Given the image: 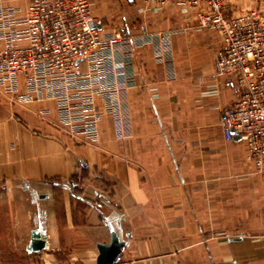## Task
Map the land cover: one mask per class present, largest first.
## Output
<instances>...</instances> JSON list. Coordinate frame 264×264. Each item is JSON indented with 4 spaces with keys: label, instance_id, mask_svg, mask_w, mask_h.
I'll return each instance as SVG.
<instances>
[{
    "label": "crops",
    "instance_id": "obj_1",
    "mask_svg": "<svg viewBox=\"0 0 264 264\" xmlns=\"http://www.w3.org/2000/svg\"><path fill=\"white\" fill-rule=\"evenodd\" d=\"M91 3L103 34L123 33L107 62L116 109L95 140L61 121L56 98L27 99L25 75L0 85V212L40 230L53 264H97L113 229L127 241L116 264H264V173L224 135L237 88L217 72L221 35L192 9Z\"/></svg>",
    "mask_w": 264,
    "mask_h": 264
},
{
    "label": "built area",
    "instance_id": "obj_2",
    "mask_svg": "<svg viewBox=\"0 0 264 264\" xmlns=\"http://www.w3.org/2000/svg\"><path fill=\"white\" fill-rule=\"evenodd\" d=\"M0 0V85L17 89L27 77V99L36 93L56 98L64 124L98 139V123L116 109L118 89L107 85V62L123 33L103 34L90 0H29L26 11ZM137 1V0H135ZM196 10L202 27L218 32L223 46L216 57L219 75L237 88L225 110L227 141L240 136L248 144L255 169H264V12H235L236 0H144ZM83 63H87L85 72ZM26 99V96H23ZM103 98L102 108L99 98Z\"/></svg>",
    "mask_w": 264,
    "mask_h": 264
},
{
    "label": "rangeland",
    "instance_id": "obj_3",
    "mask_svg": "<svg viewBox=\"0 0 264 264\" xmlns=\"http://www.w3.org/2000/svg\"><path fill=\"white\" fill-rule=\"evenodd\" d=\"M137 4L143 5L146 3L144 0H137ZM245 8H258L264 12V0L235 1V10H234L235 12L241 11V9H245ZM92 14L93 16L95 15L93 11ZM95 17L98 19L96 15ZM252 168L254 170L253 173L255 172L257 174L264 173V169L262 171L255 169L253 162H252ZM19 216L20 214L17 215L18 219H16L13 213L8 214L5 212L2 213L0 212V264H53V262L51 261L52 257L49 252L32 250L31 247L32 235L30 234L31 231L27 226V221L21 220ZM210 235H211L210 237L221 239L225 237H231L234 234L225 235L222 233L221 230L215 228L213 229ZM242 235L243 234H238V236H242ZM261 240H264V235L261 236ZM172 256L174 257L173 254H165L161 257L153 256L151 260H153L152 262L155 264L160 263L161 261H165L164 264H167L169 263V257H171L173 260ZM179 264H190V263L182 261V263ZM216 264H221V263H216ZM240 264H250V262L246 258L245 261H240Z\"/></svg>",
    "mask_w": 264,
    "mask_h": 264
},
{
    "label": "water",
    "instance_id": "obj_4",
    "mask_svg": "<svg viewBox=\"0 0 264 264\" xmlns=\"http://www.w3.org/2000/svg\"><path fill=\"white\" fill-rule=\"evenodd\" d=\"M240 138V136H236ZM127 246L126 240H121L116 230L111 232V242L109 244H99V256L97 264H116L122 257L123 251ZM31 247L34 251L45 250L47 247L46 237L40 230L33 231Z\"/></svg>",
    "mask_w": 264,
    "mask_h": 264
}]
</instances>
